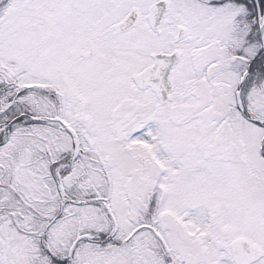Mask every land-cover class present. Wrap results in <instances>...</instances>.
I'll list each match as a JSON object with an SVG mask.
<instances>
[{
  "label": "snow or ice",
  "instance_id": "obj_1",
  "mask_svg": "<svg viewBox=\"0 0 264 264\" xmlns=\"http://www.w3.org/2000/svg\"><path fill=\"white\" fill-rule=\"evenodd\" d=\"M0 264H264V0H0Z\"/></svg>",
  "mask_w": 264,
  "mask_h": 264
}]
</instances>
